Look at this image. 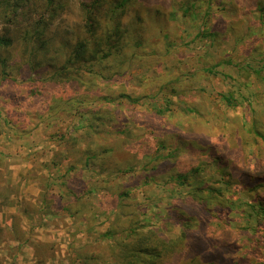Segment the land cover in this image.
<instances>
[{"label": "rangeland", "instance_id": "374dc122", "mask_svg": "<svg viewBox=\"0 0 264 264\" xmlns=\"http://www.w3.org/2000/svg\"><path fill=\"white\" fill-rule=\"evenodd\" d=\"M80 1L70 0L56 24L78 21ZM186 1L150 0L151 11L136 1L148 31L144 52L99 90L121 106L113 129L79 128L94 115L82 113L81 106L62 118L50 109L38 116L34 86H0V221L5 214H20L27 236L61 243L64 263L72 233L80 229L77 239L87 240V222H75L55 207L59 197L70 210L77 207L71 186L76 176L84 182L85 217L90 202L105 210L93 220L100 228V222L111 221L109 208L120 186L132 190L138 210L160 203L159 223L169 219L174 207L190 201L193 181L179 185L173 177L200 167L192 185L222 191L219 199L209 198L208 207L223 218L209 221L203 229L207 235L188 243L186 254L264 264V186L245 176H264V0ZM134 15L130 12L126 21ZM8 26L0 20V34ZM122 93L127 96L118 98ZM92 100L89 110L100 104L97 96ZM70 127L78 128L58 140L57 134ZM40 207L43 218L36 216ZM168 225L167 234L180 235L179 224ZM226 244L213 252L214 245Z\"/></svg>", "mask_w": 264, "mask_h": 264}, {"label": "trees", "instance_id": "16d2710c", "mask_svg": "<svg viewBox=\"0 0 264 264\" xmlns=\"http://www.w3.org/2000/svg\"><path fill=\"white\" fill-rule=\"evenodd\" d=\"M136 1L81 0L78 21L56 24V18L70 8V0H0V20L9 25L5 33L0 34V86L10 82L34 86L32 92L38 116L44 117L50 109L62 118L66 112H74L81 106L82 113L94 115L85 118V125H79V128L91 129L95 133L113 129L121 106L99 90L114 77L125 74L128 64L140 56L137 53L144 52L148 31L143 24L142 12L135 6ZM142 1L145 11L153 10L150 0ZM189 3L190 0L186 1L187 5ZM130 12L135 13V20L126 21ZM128 48L132 49L131 55ZM95 96L100 104L89 110ZM125 96L122 93L118 98ZM70 128L72 130L56 133L57 139L69 138L78 127ZM89 158L87 156V161ZM199 170L200 167H195L173 177L179 185L190 179L193 181L187 192L190 201L184 200L174 207L168 214L169 219L159 223L161 211L156 208L160 203H151L144 211L138 210L132 190H123L120 186L121 190L113 193L109 208L111 221L107 225L100 222V228L93 220H98L105 210L95 209L94 203L90 202L97 212L89 207L86 211L91 210L90 216L85 217L81 195L84 182L78 175L75 183H71L76 194L72 201L77 207L70 210L61 204V197L55 206L68 211L76 218L75 222H87L84 231L87 240L77 239L80 229L72 233L68 253L64 255L68 262L59 260L61 243L27 236L20 214L4 213L0 221V264H56V261L59 264H176L178 261L184 264H231L222 254L212 261L186 254L188 243L207 235L203 229L209 221L221 222L223 218L208 207L209 198L219 199L222 191L215 185L193 187ZM245 176L256 187L264 186V176L255 180L250 173ZM42 197L45 200V191ZM260 202L264 211V199L261 198ZM234 204L230 201L231 208ZM36 210L37 217H45V208ZM201 217L206 220L201 221ZM42 218L39 225L45 223ZM169 222L181 226L180 235L173 237L166 233ZM36 225L29 228L35 229ZM225 246L229 244L214 245L213 252Z\"/></svg>", "mask_w": 264, "mask_h": 264}]
</instances>
